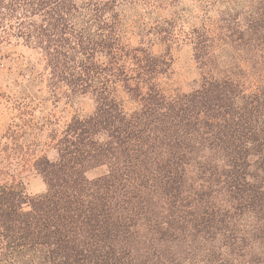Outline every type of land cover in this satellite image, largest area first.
<instances>
[{
    "label": "trees",
    "instance_id": "16d2710c",
    "mask_svg": "<svg viewBox=\"0 0 264 264\" xmlns=\"http://www.w3.org/2000/svg\"><path fill=\"white\" fill-rule=\"evenodd\" d=\"M12 40L93 107L54 158L0 138V264H264V0H0ZM180 41L201 80L169 93Z\"/></svg>",
    "mask_w": 264,
    "mask_h": 264
},
{
    "label": "rangeland",
    "instance_id": "374dc122",
    "mask_svg": "<svg viewBox=\"0 0 264 264\" xmlns=\"http://www.w3.org/2000/svg\"><path fill=\"white\" fill-rule=\"evenodd\" d=\"M132 44H137L135 34H129ZM159 45L154 50L160 52ZM172 70L163 82L167 92L190 91L201 80V71L194 57L193 46L180 41L171 46ZM126 108H131L129 102ZM93 107L89 97L76 96L67 87L50 84L49 72L42 54L16 40L0 43V138L6 146L14 142L23 146L26 154L19 161L46 152L56 156L50 133L60 131L76 112L86 113ZM12 134L16 141L5 136ZM17 159H14V161ZM101 173L100 169L89 172L90 177ZM29 195L43 193L46 184L42 176L30 167L19 174Z\"/></svg>",
    "mask_w": 264,
    "mask_h": 264
}]
</instances>
